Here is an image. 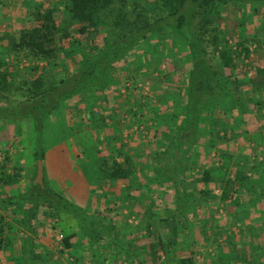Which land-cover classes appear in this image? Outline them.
Masks as SVG:
<instances>
[{
	"label": "trees",
	"instance_id": "16d2710c",
	"mask_svg": "<svg viewBox=\"0 0 264 264\" xmlns=\"http://www.w3.org/2000/svg\"><path fill=\"white\" fill-rule=\"evenodd\" d=\"M9 1L12 0H0V6L8 7ZM21 1L29 9L28 16L35 21V25L27 29L15 30L10 37L11 43L7 49L0 52V97L9 98L22 90L20 94L24 95L25 100L17 104L14 109H10V106L7 108L10 100L6 101L7 103L3 102L0 107L3 108V112L6 110L13 113L19 108L20 116L25 114L23 116L29 115L32 119L31 133L34 136L33 148L37 160H43L45 146H48L46 139H43V133L47 131L49 125L46 114L55 112V117L58 115L61 120L60 127L58 126L59 132H64L62 128L67 127L72 129L71 134L80 131L77 127L73 128L76 126V123L72 122L74 115L71 116L68 111V106L74 97L81 98L83 103L89 102L86 103L87 107L82 109L85 114L93 112L97 101L108 102L101 111L91 114L98 127L104 128L108 119L115 120L116 108L120 105L113 103L108 94L109 86L119 82V79L114 76L113 64L106 71V75L100 79L99 84L102 90L99 91L102 92L95 91L94 87L92 91L89 90L90 86L87 87L84 78L98 71V64L107 60L117 50L123 48L137 51L136 49L142 43L149 39L155 41L157 39L161 57L164 59L173 57L177 65L174 72L177 70L185 72L182 80L176 79L175 75H170L168 78L165 74L166 79L168 78V81L176 88L175 92L164 94V100H161L162 106L167 105V107L170 106L169 108L174 106L172 117H170L172 119L168 116L166 119L161 118L154 108H150V113H153L156 123L159 124V130L162 131L155 134L152 124L146 123L144 126L147 129L148 138H153L150 141L156 146V152L151 159H143V150L150 143L141 142V146L133 151V155H137L138 159L119 148H116V151L108 150L109 154H103V150L100 149L97 151L96 159L99 161L98 167L94 170L95 175L98 181L103 178L130 179L133 187L136 181L139 184L142 183L141 186H144L145 190L140 187L135 189V192L139 194H142V191L147 193L158 185L163 187L164 182L160 179L162 168L157 163L160 161L156 162V158L160 155L158 149L161 148L162 143H165L167 147L175 144L182 154L180 164L192 170L193 168L187 163L190 148L183 149L181 143L188 139V131L197 127L198 137L195 144L205 139L204 154L210 155L211 150L217 149V159L213 156L207 165L199 164L200 169L195 173L192 171L194 174L192 179L188 180L189 184L177 192L175 207L166 210L164 215L160 214L159 221L164 225L159 226L157 232H150L149 236L153 238L149 245L150 250H147L149 256L147 264H195L194 255L198 253L199 241H196L192 233L199 228L202 231V238L206 237V229L213 228V218L199 215L206 213L205 210L209 209L212 203L219 201L227 211V217L221 218V224L215 226L213 241L217 244L216 259L218 261L215 262L212 257L210 263L264 264V235L254 233L256 226H261L264 230V175L261 176L264 174V162L260 163L261 170L257 178L258 171L254 175H247L243 171V166L239 164L240 158L245 159V164L249 163L251 161L249 154L235 158V153L247 139L245 134L247 129L249 130L244 126L246 121L243 114H257L264 109V83L258 82L251 75L233 72V68L236 67L234 55L248 56L250 50L246 44H239V51L233 50L225 30L220 26L226 7L230 3L246 7L251 0H133V2L60 0L54 4L50 2L45 5L41 0ZM61 9L63 16L59 21L57 13L61 12ZM258 21L264 25V13L263 16L258 17ZM73 26L76 27L74 30ZM100 38L103 40V45H98ZM79 55L82 57L81 65L72 71V63ZM20 56L37 62L44 61L47 65L42 68L36 65L30 67L28 73L30 74L33 70L39 72L38 75L34 77L30 74V78H24L23 82L16 86L18 77L15 72L9 71L8 61L13 62ZM59 68L66 69V76L57 78L55 72ZM170 100L172 101L169 102ZM164 109L160 111L163 112ZM216 110L223 112L222 119H216ZM14 115L17 114L14 113ZM203 120L204 122L201 123ZM169 129L175 131L174 136H168ZM13 133L15 139L21 140L24 137L17 127ZM158 137L161 139L157 142L155 140ZM113 138L120 139V130L114 131ZM235 140L239 142L238 146H233ZM222 144L223 146H220ZM229 146H232V149ZM0 148L8 151L10 146ZM200 153L195 154L198 161H200ZM13 155V152L8 153L7 161L2 166L1 185H12L20 178L19 172L13 174L7 172L12 167ZM120 155L124 156L122 163L116 160ZM215 159L223 161L221 173L217 177L212 169ZM150 170L151 175L147 174ZM138 173L145 179L138 180ZM230 174L233 175V179L229 177ZM33 185L42 188L40 183H33ZM216 189H221L220 196L215 194ZM33 195L39 194L34 191ZM187 195L190 199L184 203L183 201L186 200L183 198ZM52 198L49 208L65 212L73 209L63 202H58L57 196L52 195ZM10 203L12 202H2L1 205L6 206ZM13 203L17 207L21 206V209L27 204L26 202ZM43 203V201L31 202L32 205L25 214L27 217L19 221L21 224L25 223L34 233L36 230L33 228V219L37 217V211ZM62 205H65V208ZM69 213L74 215L73 212ZM150 215L152 218L154 213ZM10 216L14 217L13 214ZM5 219V215L0 213V251L11 247L14 251L21 250L20 254L16 253L20 257H24V252L31 254V260L33 257L40 256L35 254L31 243H26L30 237L26 239L23 236V229ZM16 221L18 222L17 219ZM148 223L153 225L155 221ZM233 226L236 227L234 231L231 230ZM93 227L92 224L85 226V237L89 238L91 235L89 242L92 245L99 244L104 237L101 234L105 232L102 224L97 226L96 231ZM13 231L20 236H11ZM155 236L158 238L156 243L153 242ZM167 236H169L168 239H166ZM73 237H76V232L65 235L64 249L60 250L61 253L72 248ZM19 242H21V248L16 247ZM204 244L206 245V242ZM41 254L46 258L40 256V260L48 262L49 259H53L54 251ZM31 264H34L33 261Z\"/></svg>",
	"mask_w": 264,
	"mask_h": 264
},
{
	"label": "rangeland",
	"instance_id": "374dc122",
	"mask_svg": "<svg viewBox=\"0 0 264 264\" xmlns=\"http://www.w3.org/2000/svg\"><path fill=\"white\" fill-rule=\"evenodd\" d=\"M41 1L45 5L50 2L54 4L56 1L59 2L60 0ZM127 1L133 2V0ZM21 2V0H12L9 1L8 7L1 6L5 9L2 13L0 12V52L7 49L8 45L11 43L10 37L14 34L15 30L17 31L19 28L27 29L35 25V21L28 16L29 9ZM0 10L2 9L0 8ZM62 12L63 10L61 9V12L57 13L59 21L63 16ZM263 13L264 0H251L246 7L241 4L237 5L230 3L226 7L225 16L221 19L220 25L221 28L225 30L233 50L239 51V44H246L250 50L248 56L244 54L240 56L234 55L236 67L233 68V72H237L241 75H251L260 83H264V25H261L258 21V17L263 16ZM75 28L76 27L73 26V30ZM76 36L79 37V35ZM156 41L158 40L156 39ZM156 41L154 39H149V41L142 43V45L136 49L137 51L125 50L123 48L117 50L116 53L108 57L107 60L98 64V71H95L92 76L88 75V77L84 78L86 80V85H88L87 87L90 86L89 90L92 91V87H94L95 91L102 90L99 84L100 79L106 75V71L112 64L114 66V68L112 67L115 71L114 76L116 79H119V82L110 86V83L108 84L110 88L108 94H110L111 101L120 106L116 108L117 117L115 120L108 119L104 128L98 127L94 121L95 118H93L91 114L101 111L103 106L108 105L106 100L97 101V105L93 107V112L85 114L82 109L87 107L86 103L89 102L83 103L81 98L77 96L72 99L68 106V111L71 116L72 114L74 115L72 117V122H75L76 126H73V128L75 129V127H77L80 130L76 133L74 132V134H71L72 129L69 127L62 128L64 132H59L61 120L58 115L55 117V112H51L48 115L46 114L48 117L47 123H49V125L47 126V131L43 133V139H46L48 146H45L46 150L42 160H45V166L43 165V171L45 167V178L43 176V185H45V187L40 188L33 185L38 174V165H34L37 172L30 178V191L27 189L28 192L26 191V196L15 201L22 203L26 202L27 204L25 207L21 209V206L17 207L13 202L10 203V205L8 204L9 207L8 205L4 206L0 204V213L5 215V220L12 218L10 214H13L15 218H19L17 219L18 222L13 223L14 226L22 228V231L27 233L32 232V236L26 233V239L29 237L31 239V241L29 239L26 243H31V245H33L36 255L46 258V256L44 257V255L41 254L42 251L46 253L53 249L54 256L53 259H49L48 262H46V260H40V256L36 258L33 257L31 260V254H25L24 252V257L17 256L21 253V250L16 249L14 251L10 245L8 249H1L0 264H31L32 261L34 264H147L149 260L147 250H150L149 245L153 238L149 236L150 232H157L159 226L164 225L159 221L160 214L164 215L166 210L175 207V196L177 192L189 184L188 180L192 179V174L200 169L199 164L204 166L207 165L213 156L217 159L216 154L218 151L217 149H213L210 155L204 154L203 144L205 143V139L195 144L196 138L198 137L197 127H195L188 131V139H185L186 141L184 140L181 143L183 149L190 148V153L187 155V163L193 168L192 170L189 168L186 169L183 167V164H180V162H182V154L175 144L167 147L164 145L165 143H162L161 148L158 149L160 155L156 158V162L160 161V163H157L158 166L162 168L160 179L164 182L162 184L163 187L158 185L147 193L142 191L143 193L139 194L135 192L136 187H140L143 190L144 186H141L142 183L139 184L137 181L134 183V187L131 185L130 179L110 180L103 178L101 181H98L94 171L98 167L99 160L97 161L96 159L98 150H103V154H109L108 150L111 151V149H114V151H116L115 149L119 148L124 152H128V155H133V151L141 146V142L150 143L147 148L143 150V159L146 158L149 160L153 156V153L156 152V146L150 141L153 138H148L149 135L144 126L146 123L152 124L155 134L160 131L159 124L156 123L153 113H150V108H154V110L157 111L156 114L158 113V116L161 115V118L166 119L167 116L168 118L172 117V108L174 106L171 108H169L170 106L167 107V105L162 106L161 100H164V94L175 92L176 90L174 84L168 81L169 76L175 75L176 79L182 80L185 77V72L181 70L174 72L177 67L174 58L169 57L166 59L167 57H165L164 59L161 57L162 53L160 47H157L158 43ZM98 45H103V40L101 38L98 40ZM81 60L82 57L79 55L77 60L72 63V71H74V68L77 69L80 67ZM9 64V71L15 72L18 77V82L15 84L16 86L20 85L24 78L28 79L31 75H34V77L38 75L39 72L33 70L30 75L28 73L30 67L36 65L42 68L47 65L44 61L37 62L22 56L15 59L13 62L11 61ZM123 70L127 71L124 72ZM172 72L174 73L171 74ZM66 74L67 71L65 68H59L55 72L57 78H62L66 76ZM165 74L168 76L167 79ZM21 92L22 90L15 95L9 96V98L1 96L0 105L10 100L7 108L10 106V109H14L17 104L25 100L24 95L20 94ZM171 101L172 100L169 102ZM159 107L161 109L165 108L164 111H160L161 109H159ZM0 111H2L0 112V118H3L0 119V142H9L11 138V143L9 142L8 144H11L10 147H14L15 150L13 154H15L16 151H22L23 148H29L32 153L33 161L38 163L39 161L34 154L33 148L34 136H32L31 133L32 119L29 115L23 116L25 114H22V116H20L19 113L21 110L19 108L14 112L17 115H14L13 111L5 110L3 112V108H1ZM74 112H76V114H74ZM84 114L87 118L86 120ZM215 116L217 120L219 118L222 119L223 112L221 110H216ZM243 116L244 121H246L244 126L245 128L248 127L249 130L247 129V134H245L247 139L239 148L240 150L235 153V158L241 157L244 154H249L251 156V161L245 164V159L240 158L239 164L243 166V171L247 175H254V173L256 174L258 171L256 177L259 178V170H261V168H259L261 166L260 163L264 162V109L260 113L243 114ZM158 118L159 117H157V119ZM225 121L229 122L228 119H225ZM139 122L141 123L138 124ZM203 122L204 120L201 121V123ZM16 127L18 131L20 129L21 133H23L22 135L25 137L24 141H22L23 138H21V140L14 138L13 130L16 129ZM116 129L120 130V139L118 140L113 138ZM161 132L162 131H160V133ZM174 134L175 131L170 130L168 132V136H174ZM159 139H161V137L156 138L155 141L158 142ZM25 141H27L28 144H24L23 146L22 142ZM238 145L239 142L235 140L233 146ZM3 146L5 147V144L0 145V147ZM220 146H223V144ZM60 148H62L63 152H66L68 156H71V159L69 158L68 160L69 163H66L67 166L70 167L75 162L79 170V174L77 173L78 175H74L73 178L69 180H66L63 176L60 179L57 172V164L52 155L56 152L57 155L60 156L62 154ZM230 149H232V146ZM200 151L202 153H200ZM198 152L201 154L200 161H198L195 156ZM21 153H23V151ZM101 154L102 153H100V155ZM14 156L15 155H13V157ZM133 156L138 159L137 155ZM24 160L25 157H22V160L17 161V164L13 163L11 167L15 169L16 172H19L21 177L22 174L24 175L22 172L23 169L21 170L24 166ZM116 160L122 163L124 162V156L120 155ZM222 162L223 161L220 159L216 160L212 167L216 177L221 173L220 168L222 167ZM187 163L185 164L187 165ZM217 167L219 168L217 169ZM51 168L53 169L51 170ZM192 171H194V173ZM147 174L151 175V170L148 171ZM137 175L138 180L142 181L144 178L143 175L139 173ZM263 175L264 174L261 176ZM229 177L232 179L234 178L232 174H230ZM102 184H105L104 187L106 188L109 187L108 193L105 195L107 197H101L102 192L99 191V189H101L100 185ZM114 184L116 186L118 185L117 192L114 191ZM260 187H262V185H260ZM34 191L39 195L34 196ZM215 194L220 196L222 194L221 189H216ZM4 195L5 194H3V196ZM52 195L55 197L57 196L58 202H63L67 204L69 208H73L70 209L69 212H73L74 215L69 212L49 208V202L53 199ZM44 197L46 199H44ZM187 197L188 195L183 198L186 200L183 201L184 203L189 201L188 199L190 198ZM103 198H105V201ZM42 201L44 203L39 207L37 217L33 219V228L36 230L34 233L25 223L21 224L19 221L27 217L25 214L30 209L32 205L31 202ZM110 204L115 210L111 209ZM62 206L65 208V205ZM205 212L207 214L203 212L199 216H208V218L212 216L210 218H213V228H207L206 237L203 238L201 229L199 230V228H196L193 231L194 233H192V236L196 237V241H199V244H197L198 253L194 255L195 264H214L210 263V258L212 257L215 262L218 261L216 259L217 244L213 241L215 236L214 231L216 230L215 226L221 224V218L224 219L227 217V211L221 206L220 201L212 203ZM151 213H154L152 218L150 217ZM111 216H113V218L116 216V219L109 221L108 217ZM150 221H155V223L149 225L148 222ZM91 224L94 225V230L97 226L99 227L100 224H102V228L105 230V232L101 234L104 235V237L101 238L99 244L96 243L92 245L89 242L91 235L89 238L85 237V226H91ZM171 225L174 226V224ZM262 228L261 226H256L254 233H262L261 235H264V230H262ZM39 229L44 232L41 233V237L36 236V234L39 233ZM235 229V226L231 228L232 231ZM164 230L167 232L166 228H164ZM71 232H76V237L72 239V248L61 253L60 250L64 249L63 239L65 235ZM166 234H168V232ZM44 235H46V237H43ZM34 236L36 237L34 238ZM168 238L169 236H167L166 239ZM157 240L158 238L156 237L153 242L156 243ZM204 242H206V245ZM19 245L22 246L21 242H19L16 247L19 248ZM44 245L46 247L43 249L42 247ZM115 248L118 249L119 254L115 253Z\"/></svg>",
	"mask_w": 264,
	"mask_h": 264
},
{
	"label": "crops",
	"instance_id": "0c3cea01",
	"mask_svg": "<svg viewBox=\"0 0 264 264\" xmlns=\"http://www.w3.org/2000/svg\"><path fill=\"white\" fill-rule=\"evenodd\" d=\"M0 8L2 9V10H0V12L2 13V11L5 8H2L1 6H0ZM8 62L10 63L11 60L8 61ZM10 139H9V142L11 143ZM24 139H25V137H23L22 141H24ZM9 142L3 141V142H0V145L5 144V145H7L5 147H9V146H11V144H8ZM22 144L24 146V144L27 145L28 143H27V141H25V142H22ZM20 148H22V147H20ZM20 148H19V150H20ZM12 149H13L12 152H14V150H15L14 147ZM60 150L62 152V154L60 156H58L56 152H55V154H52L54 156L55 162L57 164V166H56L57 167V172H58V175L60 176V179L63 176V177H65L66 180H69L70 178H73L74 175H78L79 174V170H78V167L76 166L75 162L70 167L67 166L66 163L68 162L69 158L71 159V156H68L66 152H63L62 148H60ZM22 151H23V153H20ZM22 151L20 150V152L19 151L15 152V154H14L15 156L13 157L12 164L13 163L17 164V161H20V160H22V157H25V160L23 162L24 166L21 168V170L23 169L22 172L24 173V175L22 174V177L20 176L21 179L19 178L18 182L13 183L12 185L8 186V185H1L0 184V204L2 202H7L8 203V202H15L16 200H20L24 196H26L28 190L30 191V189H31V186L29 185L30 184V178L33 177L35 172H37L35 167H34V165H38V163L37 162L35 163L33 161L32 153L29 150V148H23ZM43 165L45 166V160L43 161ZM58 165H59V167H58ZM52 169L53 168H51V170ZM11 170H12V173H10V174H13L14 172H16V170L13 169V168H11ZM44 173H45V167H44ZM44 178H45V174H44ZM62 180H64V179H62ZM104 185L105 184L100 185L101 189H99V191L102 192L101 197H107L105 195H107L109 187L106 188V187H104ZM109 186H110V184H109ZM114 186H115L114 191L117 192L118 191V185L116 186L114 184ZM42 187L44 188L45 185H43ZM120 189H121V186H120ZM3 194H5V195L3 196ZM103 199L105 201V198H103ZM107 201H109V200H107ZM110 207H111L112 210H115V209L112 208L113 206L111 204H110ZM16 219H19V218H15V217L14 218H8L7 221H10L9 223H14V222H17ZM108 219H109V221H112V219L115 220L116 216L114 218H113V216L108 217ZM26 233L27 232H23V236L24 237H26ZM31 233L32 232H28L27 234L32 236ZM41 233H44V232H43V230L41 231L39 229V233H37L36 236H40L41 237ZM46 235H48V234H46ZM46 235H44L43 237H46ZM11 236L15 237V236H20V235H18L17 232L13 231V233H11ZM36 236H34V238ZM44 247H46V246L44 245L42 248L44 249ZM51 250L53 251V249H51ZM114 251H115L116 254H119V251H118L117 248H115ZM42 253H44V252L42 251Z\"/></svg>",
	"mask_w": 264,
	"mask_h": 264
},
{
	"label": "built area",
	"instance_id": "2783aa9c",
	"mask_svg": "<svg viewBox=\"0 0 264 264\" xmlns=\"http://www.w3.org/2000/svg\"><path fill=\"white\" fill-rule=\"evenodd\" d=\"M12 147L9 148L8 151H6L5 149H1L0 148V172L2 171V166L5 165L6 161H7V154L12 152ZM8 152V153H7ZM8 173H12V170L9 168L7 170Z\"/></svg>",
	"mask_w": 264,
	"mask_h": 264
},
{
	"label": "water",
	"instance_id": "95a60500",
	"mask_svg": "<svg viewBox=\"0 0 264 264\" xmlns=\"http://www.w3.org/2000/svg\"><path fill=\"white\" fill-rule=\"evenodd\" d=\"M43 176H44L43 161L40 160L38 162V174H37L35 183H40L43 186Z\"/></svg>",
	"mask_w": 264,
	"mask_h": 264
}]
</instances>
